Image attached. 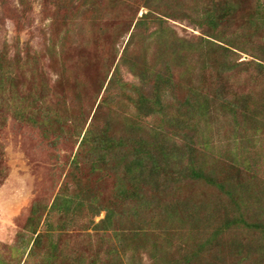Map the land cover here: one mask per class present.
<instances>
[{"label":"rangeland","instance_id":"rangeland-1","mask_svg":"<svg viewBox=\"0 0 264 264\" xmlns=\"http://www.w3.org/2000/svg\"><path fill=\"white\" fill-rule=\"evenodd\" d=\"M134 1L0 0V264H254L253 253L236 254L233 231L219 228L222 216L215 211L225 199L214 186L189 181L168 195L166 208L156 202L145 207L140 198L128 197L132 191L121 193L117 179L127 177L121 165L115 170L102 163L91 170L93 137L86 142L84 137L96 113L97 129L106 126L123 139L145 133L171 148L181 143L175 132L197 133L196 114L188 118L181 113L168 123L179 113L175 106L166 109L172 102L170 89L161 92L164 110L138 116L136 101L154 96L148 89L158 65L154 45L143 36L127 44L129 26L145 12ZM209 1H164L171 36L186 43L193 58L187 65L195 73L178 78L186 67H175L166 88L181 81L208 86L195 61L202 53L212 54L214 47L198 52L201 47L193 45L199 37L205 39L199 26L202 3ZM229 2L234 19L219 31L234 39L237 62L264 59V0ZM125 48L140 55L138 76L123 62ZM114 73L117 79L106 96ZM161 75L165 82L167 76ZM230 85L248 92L255 83L250 73H233ZM140 86L143 91L137 92ZM230 134L224 127L213 140L212 157L205 158L209 164L221 162L215 168L217 181L228 174L225 152H235ZM252 154L260 167L248 185L264 190V139L255 138ZM193 155L194 162L199 160ZM182 159L184 164L188 157ZM153 197L154 192L146 193L144 201ZM132 207L135 214L128 211ZM108 210L111 218L100 225ZM253 211L247 212L249 222L258 215ZM260 214L264 218V211ZM238 240L243 247L264 241L249 232Z\"/></svg>","mask_w":264,"mask_h":264},{"label":"trees","instance_id":"trees-1","mask_svg":"<svg viewBox=\"0 0 264 264\" xmlns=\"http://www.w3.org/2000/svg\"><path fill=\"white\" fill-rule=\"evenodd\" d=\"M164 1L167 0L134 1L140 3L145 12L133 20L134 22L129 26L128 32L131 34L127 44L129 46L130 41L136 36H143L145 41L154 45L152 54L156 57L158 65L157 72L148 89L149 92H153L154 96L151 99L141 96L136 101V109L140 117H147L156 109L164 110V107L161 108V92L170 89L172 102L165 105L166 109L175 106L179 113L174 119L168 117V123L174 122L181 113L188 118L189 114L192 116L196 114L194 118L197 120V133L193 134L192 131L189 133L187 131L184 133L175 132V137L181 143H174L171 148L160 142L156 144L158 140H154L155 136L151 138L145 133L134 134V136L123 139V137L118 138L109 132L106 126L97 129L95 124H97L98 115L96 113L92 120V128L87 131L84 137V142L93 137L91 141L93 143L91 146L92 161L89 165H91L92 171H96L97 165L102 163L115 170L118 165H121V169L127 176L124 179L115 178L117 185L121 187V193L126 190L132 191L131 194H127L128 197L140 198L142 202H138L139 205L145 207H150L156 202L159 205H165L166 208L171 201L168 195L179 191L189 181L202 180L206 184L214 186L217 193L225 199L222 209L215 211L222 216L221 225H219L222 233L226 230L233 231L232 240L236 239L233 241L242 249L238 247L239 250L236 251L238 256L243 252L247 257L249 253H253L254 264H264V241L255 240L256 245L251 246L245 243L243 247L238 240L245 232L259 235L264 240V218L260 214L264 211V204H262L264 202H258L264 200V190L261 186L251 187L248 185V181L254 177L257 170L255 167H260V164L255 161L257 155L252 154L251 156L255 138L259 142L264 139V59L261 58L258 62L251 63L237 62L238 58L233 50L237 49L234 39L219 31V28H225L228 22L233 21L235 7L229 0H212L206 4L204 2L202 3L205 6H203L199 27L204 29L201 33L205 39L203 40L202 36L199 37V42L193 47H201L198 52L206 50L205 47L208 45L214 47L212 54L207 53L202 56V53L195 61L199 62L196 67L204 82L207 81L208 86H194V84L184 86L181 81L173 84L174 87L170 85L169 88H166V82L172 79L170 73L175 67L182 65L186 67L184 73H178V78L183 79L184 74L187 78L193 77L195 73L187 65L188 61L193 58L189 57L186 43L171 36L172 30L168 27V19L171 18L166 13ZM210 39L213 41L211 42ZM194 51L197 50L194 49ZM138 56L140 55L136 56L128 48H125L122 55L127 70L135 76H138L136 68ZM205 71H207L206 74H203ZM161 73L167 76L165 82ZM233 73L252 74L253 83H255L253 90L248 92L232 90L230 80ZM115 74L110 77L104 90L106 96L117 79ZM161 85L164 88H160ZM143 88L140 86L137 88L139 90L137 92L143 91ZM177 92L181 94L179 98L173 95ZM104 103L105 97L98 104L97 109ZM224 127L231 133L230 137L233 139V151L235 152L234 154L230 150L228 153L225 152V160L230 162L227 168L228 174L217 181L215 168L221 162L216 159L209 164L210 162H206L205 158L212 157L211 154L215 149L213 140L219 137V132ZM135 131L136 129L133 128V133ZM137 131H141L140 128ZM102 147H105L106 150H102ZM193 154L200 156L196 162L192 157ZM177 156L180 160L178 163ZM183 156L188 157L184 164L180 163ZM206 166L209 167L205 169ZM261 167L264 168V161H262ZM247 173L249 178L246 180L243 177ZM149 192H154L153 199L144 201L146 193ZM161 199L164 203L160 202ZM251 209L254 210V215L257 212L258 215L249 222L247 212ZM128 211L135 214L137 209L132 207V210ZM107 213L110 215H106V219L101 221L100 225L105 224L106 220L111 218L112 212L108 210ZM215 234L220 235L221 233L216 232Z\"/></svg>","mask_w":264,"mask_h":264}]
</instances>
